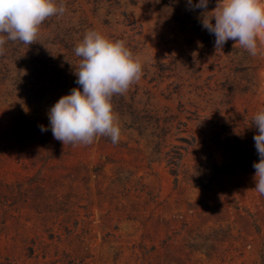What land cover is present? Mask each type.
<instances>
[{"label":"rangeland","instance_id":"rangeland-1","mask_svg":"<svg viewBox=\"0 0 264 264\" xmlns=\"http://www.w3.org/2000/svg\"><path fill=\"white\" fill-rule=\"evenodd\" d=\"M55 3L66 11L37 43L0 54V264L264 263L251 126L264 110V37L256 56L232 40L215 50L192 29L203 9L181 6V24L165 0ZM89 31L124 41L142 76L112 97L118 143L63 145L47 113L81 87L74 48ZM203 242L211 256L192 247Z\"/></svg>","mask_w":264,"mask_h":264},{"label":"clouds","instance_id":"clouds-1","mask_svg":"<svg viewBox=\"0 0 264 264\" xmlns=\"http://www.w3.org/2000/svg\"><path fill=\"white\" fill-rule=\"evenodd\" d=\"M209 0H187L190 10L203 9L199 19L203 29L215 36L214 47L222 50L229 41L256 56L264 37V0H216L208 11ZM63 5L55 0H0V54L7 41L32 45L38 42L39 28L48 18L63 15ZM211 12L208 16L206 13ZM214 21V23H213ZM80 58L74 75L80 88H72L48 110L53 138L63 145H91L98 137H108L113 144L120 140L121 128L111 102L122 95L142 76L143 63L126 47L97 31H89L74 48ZM82 89V90H81ZM257 129L253 139L259 161L253 163L254 191L264 195V110L251 121ZM41 132L48 131L39 125Z\"/></svg>","mask_w":264,"mask_h":264},{"label":"trees","instance_id":"trees-1","mask_svg":"<svg viewBox=\"0 0 264 264\" xmlns=\"http://www.w3.org/2000/svg\"><path fill=\"white\" fill-rule=\"evenodd\" d=\"M198 2H199V0H193L194 4L198 3ZM183 5H187V0H177V1L176 0H165V6L167 9V12L170 13L171 15H173L175 20L180 22L181 24H184V17L180 14V9H181V6H183ZM196 10L199 11L200 9H196ZM206 15H208V13H206ZM200 27H202V24L200 22V19L198 18L197 20L194 21V24L192 25V29H194L195 31H198ZM203 42H204L206 48L220 50V49H216L214 47L215 36L209 34L208 31L206 33H204ZM223 50L226 51L225 45L223 47ZM179 165H180V158H171L167 161V166L169 167V173L171 176L174 177V184L175 185L178 184ZM253 225L258 230V226H257L255 221H253ZM192 247L196 250H202L207 256H211L213 251H214L213 246L208 245L205 242H203L199 245L192 246ZM262 261H263V258H262ZM262 264H264V263L262 262Z\"/></svg>","mask_w":264,"mask_h":264}]
</instances>
